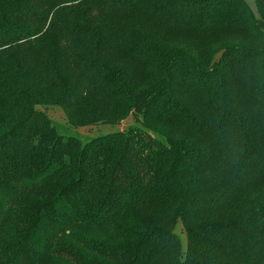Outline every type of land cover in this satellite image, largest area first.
I'll list each match as a JSON object with an SVG mask.
<instances>
[{
	"label": "trees",
	"instance_id": "obj_1",
	"mask_svg": "<svg viewBox=\"0 0 264 264\" xmlns=\"http://www.w3.org/2000/svg\"><path fill=\"white\" fill-rule=\"evenodd\" d=\"M254 1L0 0V264H264Z\"/></svg>",
	"mask_w": 264,
	"mask_h": 264
},
{
	"label": "rangeland",
	"instance_id": "obj_2",
	"mask_svg": "<svg viewBox=\"0 0 264 264\" xmlns=\"http://www.w3.org/2000/svg\"><path fill=\"white\" fill-rule=\"evenodd\" d=\"M253 13L256 16H259V12L254 0H245ZM37 110L44 113L48 119L52 122L53 125L56 126L60 135L65 137H75L81 140L83 144L88 143L94 138L124 132L126 133L130 128L142 127L140 121L136 120V117L133 115L128 116L122 122L116 124H96L87 127H76L70 124L66 114L64 113L63 109L59 105H45V106H38ZM175 232L181 238L182 245L184 251L187 248V234L183 227L181 221L178 222Z\"/></svg>",
	"mask_w": 264,
	"mask_h": 264
},
{
	"label": "clouds",
	"instance_id": "obj_3",
	"mask_svg": "<svg viewBox=\"0 0 264 264\" xmlns=\"http://www.w3.org/2000/svg\"><path fill=\"white\" fill-rule=\"evenodd\" d=\"M261 72L264 73V69H261ZM242 149L238 146L235 139L231 142V152L225 158L229 160V163L237 164L240 159V153Z\"/></svg>",
	"mask_w": 264,
	"mask_h": 264
}]
</instances>
